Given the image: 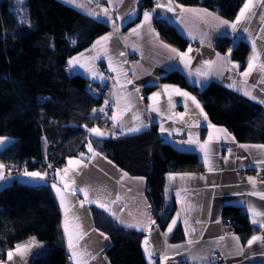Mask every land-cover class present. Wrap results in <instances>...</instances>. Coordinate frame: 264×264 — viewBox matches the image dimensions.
<instances>
[{
    "label": "crops",
    "instance_id": "0c3cea01",
    "mask_svg": "<svg viewBox=\"0 0 264 264\" xmlns=\"http://www.w3.org/2000/svg\"><path fill=\"white\" fill-rule=\"evenodd\" d=\"M13 1L17 9L24 5L26 0ZM57 1L96 21L99 20L110 29L108 33L96 38L87 49L73 56L79 58V63L84 67L79 65L73 69L68 67L69 73L80 75L87 83L102 81L99 76L96 79L92 77L94 72L102 74L96 67L97 62L103 61L109 70L111 61V66L116 69V71H110L114 75V85L105 93L101 106L104 108L105 101L112 106L108 127L94 126L109 135L100 137L89 132L88 136L101 140L120 139L125 136H136L156 126L159 137L163 141L179 152L194 153L200 162L199 169L196 171L171 172L166 175L163 190L164 205L160 212L162 214L160 220H164L168 215L169 217L166 226L162 229L158 223H151L155 219L144 193L143 178L130 176L112 161L109 163L110 160L98 151L94 150L98 155L93 156V153L87 149V152L81 153L83 155L78 154L66 159L59 170L60 174L55 175V180L50 183L45 176L40 179L23 175L19 181L27 186L38 187L46 184L50 187L60 209V228L67 262L69 264H85V262L86 264H110L107 252L111 245V238L107 233L104 214L127 229L129 227H126V224H140L143 227L142 232L145 237L141 242V248L146 264H149V258L145 252L146 237L147 247L153 252L151 264H264V228L259 226L260 223H264V216L254 217L248 211L251 205L257 212H264V200H261L258 195L250 194L264 192V164L258 163V161H264V148L260 147L263 144L238 142L227 127L211 123L204 110L203 102L194 92V89L200 91L211 82L226 87L234 83V87L228 88L232 90L238 88L243 95L244 92L251 93V96H245L264 108V103L261 102L264 101V71L261 70V66L264 65V0H252L253 7L246 13V18L240 22L236 32H233L230 26L236 18L228 21V25L218 27L219 21L214 17L225 20L220 15L200 7H184L176 0H172V6L180 7L175 8L174 12L156 8L157 0H151L152 7L142 11L140 10L142 0H111V4L109 0H76L83 5L80 8L65 3L64 0ZM166 2L167 0H161V3ZM181 8L197 11L181 12ZM103 9L108 10V16L103 14ZM153 9L155 12L150 24H144L137 29V26L144 21V12ZM90 12L97 13L98 16L89 15ZM205 13L212 15L208 16ZM154 20L165 22L176 29L178 34L188 41L187 49L182 51L164 42L153 25ZM113 23L117 25L118 31L114 32ZM133 29H137V34L132 32ZM110 33L112 37L109 41L101 40ZM222 36L233 39L231 48L226 53L219 52L215 47V41ZM242 40L250 45L251 51L246 64L240 67L237 62L231 60L230 55L235 44ZM97 41H101V44L93 49ZM163 45L168 47L164 48ZM253 45H255V52ZM105 47L107 51L104 50ZM189 48L192 49L191 52ZM171 49H176L177 53H187L183 63L180 56L171 52ZM120 52L124 55L120 56ZM81 53L84 54L83 57L80 56ZM133 54L135 56L132 58ZM93 57L95 59H92ZM250 59L253 60L254 70L251 75L243 76L241 74L248 69ZM205 61L215 63L206 65ZM233 65H239V67L233 68ZM171 72H179L185 83L176 85L162 82L161 78ZM199 73H208L207 79ZM128 80L132 83L128 84ZM196 81L200 82L196 83ZM176 89H179L181 93H188V97L177 94ZM154 93H158L159 96H154ZM150 97L152 99H149ZM189 97L196 98L203 113L207 115V120H204L200 108H197ZM150 107L157 110L150 111ZM113 115L116 117L115 123L124 126L125 129L141 122L148 127L142 128L140 132L117 134L113 137L112 132L119 133V129L113 128L114 121L111 119ZM135 117H139V120ZM197 120H199V126H196ZM209 124L213 127L209 128ZM161 126L166 131L161 132ZM176 137L181 138L176 141ZM190 138L197 143H184ZM210 138L208 165H206L205 155L198 145ZM13 142L10 140L6 147L14 144ZM78 159L82 160L87 167L76 163L69 165V160ZM75 170L79 171L78 175ZM247 170H252V173H248L244 178L237 176L239 171L247 172ZM125 173L127 175H124ZM170 176L173 177L172 180L169 179ZM249 177L255 180V186L249 182ZM7 182L0 181V190L7 185ZM65 183L69 186L68 191H65ZM53 184H56L57 189L60 190L59 197L52 187ZM74 188H86L90 193V199L106 204L109 211L98 207L97 202L90 203L85 200L83 193L78 192L72 195L71 190ZM117 195L120 197L119 201L111 203ZM61 201L64 203L63 208ZM80 201L84 202L83 207L80 206ZM227 206L244 214L254 228L253 233L245 241L240 234L224 232L223 221L227 218L224 209ZM111 213L118 216L124 223H120ZM173 219L177 220L176 226L168 232V225ZM253 219L257 220V224L252 223ZM217 220L219 223L216 222ZM78 225H82V229ZM65 226H67L68 235L65 234ZM83 232L87 234L83 235ZM100 233L108 239L105 240ZM69 236L72 238L73 250L77 253L75 257H73V250L69 249ZM253 236H259L262 240H257L248 247L247 242ZM236 238H239L238 242ZM20 246L24 248L22 258L14 255L12 261L8 260V252H15V247L6 252L4 259L0 262L2 264H32L40 249L39 243L31 239L21 243ZM241 249H243L242 253ZM84 252L88 255H81Z\"/></svg>",
    "mask_w": 264,
    "mask_h": 264
},
{
    "label": "trees",
    "instance_id": "16d2710c",
    "mask_svg": "<svg viewBox=\"0 0 264 264\" xmlns=\"http://www.w3.org/2000/svg\"><path fill=\"white\" fill-rule=\"evenodd\" d=\"M188 7H200L234 20L245 0H176ZM142 0L140 10L152 7ZM27 18H19L15 4L0 0V137L14 144L0 151V164L20 165L38 172L43 163L62 167L66 159L87 152L88 144L132 177L145 182L144 193L155 222L164 228L168 217L160 220L165 177L171 172H193L200 162L194 153L179 152L159 137L156 126L136 136L98 139L88 129L108 127L93 109L102 106L86 91L87 81L65 68L68 60L87 49L99 36L110 31L99 20L85 16L57 0H26ZM159 37L182 51L188 41L165 22L154 20ZM75 41V44L72 41ZM232 37L215 41L216 49L226 53ZM250 45L235 44L231 60L243 67L249 59ZM164 83L184 84L179 72L161 78ZM149 90V89H148ZM147 90V91H148ZM196 92L211 123L225 126L238 142L264 145V108L237 90L211 82ZM55 180L51 175L47 181ZM226 217L237 223L235 233L245 241L253 233L244 214L227 206ZM111 238L107 259L110 264H146L141 242L144 232L127 229L105 216ZM60 209L48 185L27 186L8 181L0 190V260L6 252L33 239L40 245L32 264H69L62 237Z\"/></svg>",
    "mask_w": 264,
    "mask_h": 264
},
{
    "label": "snow or ice",
    "instance_id": "6c2138e0",
    "mask_svg": "<svg viewBox=\"0 0 264 264\" xmlns=\"http://www.w3.org/2000/svg\"><path fill=\"white\" fill-rule=\"evenodd\" d=\"M65 3H68L70 5H73L77 8H80V7H83V5L79 4L76 2V0H64ZM109 3L111 4V0H109ZM180 6L179 5H175V6H172V0H167L166 3H161V0H157V4H156V8H164L166 11L168 12H174L175 8H179ZM251 7H253L252 5V0H247V2L244 4V7L241 9L240 11V14L236 17V21L233 22L230 26L232 28V31L233 32H236L237 31V27L238 25L240 24V22L246 18V13H248L251 9ZM103 14L105 16H108L109 13H108V10L107 9H103ZM184 11H190V12H196L197 10L195 9H183L181 8V12H184ZM155 12V9L151 10V11H145L144 12V21L142 22L141 25H138L137 26V29L138 28H141L143 27L144 24H150L151 20L153 19V13ZM206 15L208 16H211L212 14L211 13H205ZM89 15H95V16H98L97 13H94V12H90ZM111 18V17H109ZM117 19H119V17H117ZM214 19L218 20L219 23H218V27L220 26H225V25H228L229 22L226 21V20H220L218 17H214ZM113 29H114V32L115 31H118V27L115 23H113ZM137 29H133L132 32L134 34H137ZM245 31H247V29H244ZM112 37V33H110L108 36H105V37H102L101 40L103 41H109ZM73 44H75V41L73 40L72 41ZM101 44V41H97L96 44L93 45V49H95L97 47V45H100ZM164 48H167L168 46L167 45H163ZM105 51H107V48L105 47L104 48ZM171 52L173 53H177V50L176 49H171L170 50ZM192 49L189 48V52H191ZM253 51L255 52V45H253ZM83 53L80 54L81 57H83ZM120 56H123L124 53L123 52H120L119 53ZM177 55L180 56V59H181V62L183 63V59H184V56L187 55V53H177ZM92 59H95V57H93ZM254 59V58H253ZM215 62L214 61H205V64L206 65H212L214 64ZM77 65H79L80 67H84L83 64H80L79 63V58L77 57H73L72 59H70L68 61V67L69 69H73L74 67H76ZM187 67V65H185ZM233 68H238L239 65H233L232 66ZM87 70V69H86ZM254 70V64H253V60L250 59L249 61V65H248V69L245 70L244 73H242L241 75L243 76H249L251 75L252 71ZM261 70L264 71V65L261 66ZM109 71H116L115 68H113L111 66V61H110V67H109ZM199 75H201L204 79H207V76H208V73H199ZM97 76H99V78L101 80H104L105 77L102 75V74H98V73H93L92 74V77L93 79H96ZM200 81H196V83H199ZM128 84L132 83L131 80H128L127 81ZM234 83L233 84H229L228 87H234ZM237 90L239 91L240 89L237 88ZM137 91H139L137 89ZM177 94L179 95H183L185 97H188V93H181L179 89H176L175 90ZM154 96H159L158 93H154L153 94ZM244 95L246 96H251V93L249 92H244ZM253 99H255V97H252ZM149 99H152L151 97ZM189 99L192 100L193 104H195V106L197 108H200V113L201 115L203 116L204 120H207V115L203 113V109L201 108L199 102L196 101V98L195 97H189ZM262 103H264V101H261ZM108 101H105V106L107 107L108 106ZM150 111H156L157 109L156 108H151L149 109ZM97 112H105V108H100V109H93V113H97ZM111 119L114 121L113 123V128L114 129H119V133L117 132H112L111 135L113 137H115L117 134L119 135H125V134H128V133H135V132H140L142 128H146L148 127L147 124L141 122L139 124H135V125H132V126H129L127 127L126 129L124 128V126L122 125H119L117 123H115L116 121V117L115 115H113L111 117ZM136 120H139V117H135ZM181 119H183V116H181ZM196 126H199V120H197L196 122ZM209 128H212L213 126L211 124L208 125ZM88 131L93 134V135H96V136H100V137H103L105 135H109V133H105V132H102L99 128H96V127H93V128H90L88 129ZM166 131V129L163 128V126H161V132H164ZM7 138L5 137H0V144H4L6 142ZM210 140H206L203 144H199V149L200 151H202L205 155V164L208 165V154H209V151H210V148H209V145H210ZM234 142V140H233ZM184 143H188V144H193V143H197V141L193 140V139H189L188 141L184 142ZM241 147H245L244 145H240ZM260 147L264 148V145H261ZM88 149H89V152H92L93 153V156H96L98 155L97 153H95V151L93 150L92 148V144L91 142H89L88 144ZM231 152V150H229ZM83 155V154H81ZM73 163H76L77 165H82L83 167H87L86 164H83V161L82 160H76V161H72V160H69V165L73 164ZM109 163H111V161H109ZM258 163H262L264 164V161H258ZM49 167L51 168V165H49ZM4 169H5V166L3 164H0V180H3L5 179V175H4ZM76 171V174L78 175L79 174V171L78 170H75ZM59 171L56 173V175H59ZM23 175L27 176V177H32V178H40V179H43L44 176H46L47 174L46 173H40V172H29V171H25L23 173ZM65 175H67V172L65 171ZM124 175H127L126 173ZM121 179H123V177H121ZM142 179V178H141ZM170 180L173 179V177H169ZM73 183H75V181H72ZM119 182V181H118ZM249 182L253 184V186H255V180L251 177H249ZM53 189L57 191V194H58V197H59V189H57V185L56 184H53L52 185ZM68 184L65 183V191H68ZM72 192V195H76L78 192L79 193H83L84 196H85V200H88L90 203L91 202H97V206L98 207H101V208H104L105 211H109V208L106 204L104 203H99L98 201H92L90 199V193L89 191L86 189V188H74L71 190ZM251 195H258L259 198L261 200H264V192H260V193H257V192H252L250 193ZM177 195L179 196V193H177ZM120 199L119 195L116 196L115 200L111 201V203H116L118 202ZM80 206L83 207L84 206V202L83 201H80ZM61 207L63 208L64 207V203L63 201H61ZM248 211L250 213H252V215L255 217V216H264V212H257L251 205L249 206L248 208ZM112 215H114V218L117 219L120 223H124L123 220H120V218L118 216H115L114 213H111ZM179 215V214H178ZM76 219H79L78 217H75ZM217 223H219V221L217 220L216 221ZM152 224H155V221H151ZM176 223H177V220L176 219H173L172 223L168 225V232H171L173 227L176 226ZM185 223H187V221H185ZM252 223L253 224H257V220L256 219H253L252 220ZM126 227H129V228H136L138 231H142L144 230L143 227L140 225V224H126L125 225ZM261 228H264V223H260L259 225ZM78 227H80L82 229V225H78ZM151 229L149 228V231ZM65 234L68 235V229H67V226H65ZM87 233L86 232H83V235H86ZM101 236H104L103 233H100ZM186 235H187V232H186ZM82 238V236L80 237ZM104 239L107 240L108 237L107 236H104ZM237 239V242L239 241V238H236ZM69 240V249L70 250H73V242H72V238L71 236H69L68 238ZM257 240H262L261 237L259 236H253L248 242H247V246L248 247H251L253 245L254 242H256ZM145 252L149 258V264H151V261H152V258H153V252L150 251L149 247H147L148 245V239L147 237L145 238ZM23 252H24V248L20 245H17L16 249H15V252L13 251H9L8 252V260L9 261H12L14 259V255H19L21 258L23 257ZM243 252V249H241V253ZM76 251L73 250V257L76 256ZM81 255H88L87 252H84V253H81ZM93 259H95V257H92ZM164 259H167V257H164ZM0 264H2V262H0ZM86 264V262H85Z\"/></svg>",
    "mask_w": 264,
    "mask_h": 264
},
{
    "label": "built area",
    "instance_id": "2783aa9c",
    "mask_svg": "<svg viewBox=\"0 0 264 264\" xmlns=\"http://www.w3.org/2000/svg\"><path fill=\"white\" fill-rule=\"evenodd\" d=\"M8 2L10 7L14 6V1L13 0H5ZM135 55L133 54L132 58ZM96 67L98 70L101 71L103 76L105 77L104 80H102L100 83H95V82H90L86 83V91L89 96H92L94 99H102L104 98V94L112 88L114 85V75L113 73H110V71L107 69L105 63L103 61L97 62ZM68 66L65 68V71H67ZM105 108V112L101 113L99 112L97 114V118L99 120H108L109 115L112 112V106L111 104L108 103V106L106 107L105 105L103 106ZM181 137H176L175 140L179 141ZM51 165V168L49 167ZM4 175H5V181H17L19 180L22 176L23 173L26 171L25 169L21 168L20 165H10L6 164L4 165ZM61 169V167L57 164H52V163H43V165L39 168L40 173H46L47 175L45 176L46 180L51 176V175H56V173ZM252 173V170H247L246 171H239L237 173V176L240 178H244L245 175ZM224 232L227 234H235V229L237 227V223L232 220L230 217H227L224 221ZM218 264V263H217Z\"/></svg>",
    "mask_w": 264,
    "mask_h": 264
},
{
    "label": "rangeland",
    "instance_id": "374dc122",
    "mask_svg": "<svg viewBox=\"0 0 264 264\" xmlns=\"http://www.w3.org/2000/svg\"><path fill=\"white\" fill-rule=\"evenodd\" d=\"M16 11H19V18L22 19L23 22H25V19L27 18V11H26V8L23 7V5H21V7H18L16 9ZM25 18V19H24ZM105 95V94H104ZM103 121V120H102ZM5 138H7L6 142L4 144H0V150H3L5 149L7 143L11 140L9 137H6L4 136ZM0 181H5L4 179L3 180H0ZM7 181V180H6Z\"/></svg>",
    "mask_w": 264,
    "mask_h": 264
}]
</instances>
